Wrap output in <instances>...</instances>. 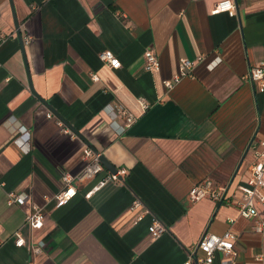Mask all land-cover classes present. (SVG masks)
<instances>
[{"label":"crops","instance_id":"obj_1","mask_svg":"<svg viewBox=\"0 0 264 264\" xmlns=\"http://www.w3.org/2000/svg\"><path fill=\"white\" fill-rule=\"evenodd\" d=\"M217 1L11 0L13 11L0 0V264H179L205 229L235 233L237 264H264L255 217L232 201L189 197L203 178L231 182L239 195L254 159L249 142L264 139V89L247 76L264 62V0H231L233 14L212 12ZM146 48L159 69L144 68ZM103 50L121 65H106ZM182 58L193 64L167 88ZM119 105L135 116L122 131L111 111ZM84 146L125 171L94 190L104 166L75 179L57 206L61 173L82 168ZM9 190L25 193L21 204L7 203ZM136 196L149 211L134 223ZM31 203L45 213L37 229L24 221ZM152 215L166 226L156 238ZM37 239L45 246L34 252ZM221 259L216 251L210 264Z\"/></svg>","mask_w":264,"mask_h":264},{"label":"built area","instance_id":"obj_2","mask_svg":"<svg viewBox=\"0 0 264 264\" xmlns=\"http://www.w3.org/2000/svg\"><path fill=\"white\" fill-rule=\"evenodd\" d=\"M225 10L229 14L234 13V4L231 0H219L215 3L212 12H218ZM7 35L0 34V45L6 40ZM99 57L111 68H117L121 65V62L117 56H115L110 50H103L99 53ZM144 68L148 71H154L159 69V59L156 52L152 48H146L143 51ZM193 61L188 58H182L179 64V73L172 79L163 80L164 86L170 88L176 81H178L181 75L187 73L192 66ZM248 79L251 84L258 90L264 89V62H260L255 65H251L248 73ZM141 108L147 107L148 102L142 97L138 98ZM111 111L114 115H119L124 118V123L121 126V131L126 126H129L134 120L135 116L128 112L123 106L119 105L112 107ZM48 116L51 113L48 112ZM57 123L61 127L62 131L73 136L72 132L62 124L60 120ZM249 147L253 149L254 159L249 165V175L245 183L237 184L236 189L239 195H234V192L230 191L231 182L225 184H215L209 178H203L195 181L189 189V197L191 200H199L204 197L211 198L215 202L221 203L223 201H232L243 216L255 217V223L253 229L264 235V216H261L258 211V204L264 201V195L262 190L264 189V139L254 140L251 139ZM83 166L75 174H71L68 171H62L61 180L63 182V188L56 194V205L60 206L65 203L71 196L74 195L76 188L73 184L75 179H81L85 177H91L94 174L100 172L103 165L99 159V152L93 151L89 146H84L82 149ZM125 170L117 169L116 172H109L102 177L92 190L99 188L107 180H118ZM4 182L0 175V187ZM86 193L89 196L91 191ZM6 200L9 205L21 204L25 193L14 190H9L6 193ZM128 209L133 211V222L136 223L143 218V216L149 211L144 202L139 197H134ZM43 207L31 203L29 209L25 213L24 221L30 228L37 229L43 225L44 219ZM166 230L164 223L156 216L152 215L149 224V233L151 238H156ZM15 243L21 245L24 242L19 232H15ZM236 235L230 229L225 230L222 233H216L205 229L187 251L186 259L179 264H210L213 260L214 253L216 251L221 253V264H237L238 250L235 245ZM45 246V242L42 239H37L31 243V249L34 252L40 251ZM201 252L199 255L198 252ZM256 259H262V255L256 254Z\"/></svg>","mask_w":264,"mask_h":264},{"label":"water","instance_id":"obj_3","mask_svg":"<svg viewBox=\"0 0 264 264\" xmlns=\"http://www.w3.org/2000/svg\"><path fill=\"white\" fill-rule=\"evenodd\" d=\"M10 5H11L12 10L14 11L13 4H12L11 0H10ZM13 18H14V24H15V27H16L17 37H18V40H19V42L21 44V48H22L23 39H22L21 33L19 31L18 22H17V19L15 18V15H13ZM29 86L32 89V85H31L30 81H29ZM92 150L95 151V152H98L97 150H94V149H92ZM99 159H100L101 164L105 168H107L110 172H116V170H117L116 166L113 165L103 154L99 153ZM195 264H196V262H195Z\"/></svg>","mask_w":264,"mask_h":264}]
</instances>
